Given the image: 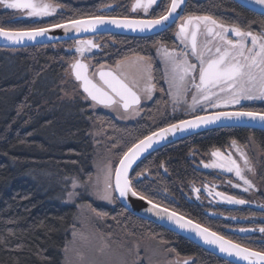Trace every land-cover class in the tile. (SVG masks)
Returning a JSON list of instances; mask_svg holds the SVG:
<instances>
[{"label":"trees","instance_id":"trees-1","mask_svg":"<svg viewBox=\"0 0 264 264\" xmlns=\"http://www.w3.org/2000/svg\"><path fill=\"white\" fill-rule=\"evenodd\" d=\"M52 1L60 3V10L65 11L55 19L47 23L35 21V25H28L25 21H31V18L25 20L14 15L23 21L18 22L10 18L14 11L0 10V27L26 29L99 15L98 8L108 3L117 4L114 14L125 16L132 0ZM168 3L169 0H162L159 6L153 7L149 16L163 14ZM225 5L232 12L256 14L232 0H187L183 12L217 11ZM171 29L155 35L162 36ZM105 35L131 40L121 41L120 44L125 47L117 50L100 45L98 56L108 51L121 58L140 53L143 44L151 37ZM77 41L80 40L18 49L0 47V264H63L65 248L79 229L89 231L91 236L103 235L117 245H126L133 239L150 238L172 254L196 257L204 262L202 264H232L158 224L131 214L114 193L113 208L89 198L84 188L90 184L96 164L108 154L116 156V164L133 143L153 131L155 126L152 120L155 117L146 114L132 124H122L114 116L91 108V101L77 87L78 95L63 98L59 85L70 73L68 66L73 57L79 55L76 52ZM68 76L77 86L78 82ZM221 131L225 134H221ZM241 132L253 133L256 140L264 145V131L259 129H210L150 153L135 166L130 175L135 177L142 173L147 168L146 162L150 163L149 172H154L151 167H156L161 159L172 161L173 157L176 165L172 172L185 170L189 166L191 147L219 145L224 135L238 137ZM98 133L107 138L104 143H96ZM168 147V153H161ZM73 179L83 184L84 191L79 188L77 194L80 196L77 195L76 202L67 204L64 200L65 191ZM132 183L136 191L157 201L156 197L160 194L145 189L141 180ZM185 183L184 180L179 181L181 187ZM164 184L169 185V182ZM169 187L172 194L180 195L172 185ZM80 204L87 205L91 214L79 209ZM173 205L180 213L203 224H210L211 220L202 212H191L188 206L181 203ZM247 245L261 249L256 243ZM134 264L141 263L136 260Z\"/></svg>","mask_w":264,"mask_h":264},{"label":"snow or ice","instance_id":"snow-or-ice-1","mask_svg":"<svg viewBox=\"0 0 264 264\" xmlns=\"http://www.w3.org/2000/svg\"><path fill=\"white\" fill-rule=\"evenodd\" d=\"M161 0H133L131 11L137 13L143 11L149 14V10L154 6H159ZM185 0H170L163 14L158 15L154 19H130L128 17H105L94 16L87 19H73L65 23L53 24L49 27H33L23 30H6L0 27V38L10 42L21 43L25 40H35L37 37L46 35L51 28H61L66 32L74 30L81 32L82 30H95L99 26L105 24L115 25L116 27L128 28L133 31L152 30L158 26L165 25V22L173 18L177 10L182 7ZM256 4L264 5V0H255ZM0 6L5 9H16L26 11L29 17H47L54 14L59 5L46 2V0H0ZM174 22V21H173ZM203 34L208 37L204 44L198 42V35ZM177 39L184 44V49L180 53H176L175 49L167 48L158 49L165 64L169 70L165 72L166 82L170 89L176 90L179 96L186 92L189 81L191 86L195 88L201 95L200 101H208L216 96L213 89H218L221 93L227 95L218 97V103L211 105L217 107L219 103L223 104H239L241 99H264V31L254 33L245 31L238 25L226 26L218 23L212 16L190 15L182 18V23L178 26L176 32ZM234 37V38H233ZM215 42L214 51L210 45ZM98 47L93 41H77L76 52L83 53L92 48ZM189 48L191 56L198 60V64L189 63ZM211 53L210 58L205 57ZM138 75L139 79H144L147 83L145 91L151 98V92L154 85L151 83L153 77L151 75L152 65L145 58H138ZM122 67L121 62H117L116 69ZM72 74L75 79L81 82L83 91L87 94L96 105L105 107H114L119 104L125 110H134L135 105L140 104V96L133 90L138 84V80L134 79L132 85L127 81L124 73L114 71L100 70L98 75L102 84L95 83L88 75V65L77 59L70 65ZM198 71L199 82L197 83L194 73ZM171 94V93H170ZM193 94V103H199ZM246 117L252 121H260L264 123V112L255 111H232V112H216L212 115L197 116L192 120H182L177 124H170L167 128L160 129L150 136L144 137L142 140L133 144L119 160V164L114 169V185L112 182L113 171L109 165L106 182L102 192L97 195L100 199L111 202L113 200V192H118L119 197H127L129 193L141 200L146 197L138 193L129 178V168L133 162L150 148L152 144L160 139H164L168 133L184 131L188 128L199 127L200 125L214 124L224 120H239ZM232 147H236V141H232ZM237 151L239 149L237 148ZM241 158L244 159L245 166H248L246 156L241 152ZM213 157L219 158L221 162L213 161L205 164V167L222 168L228 172H234L237 177L243 180L245 185L251 187V181L243 175V169L237 161L232 158L231 153L224 156L219 150L212 152ZM251 171V168H249ZM78 186L77 181L73 179L72 187ZM248 188H245L247 191ZM195 191V189H194ZM71 199L75 192H69ZM229 203L242 204L244 201L227 197ZM152 204V201H148ZM158 205L152 206L149 211L157 208ZM98 215H106V213H98ZM157 215H167L168 220L173 221L176 225L183 229L195 231L205 243L216 245L223 253L229 256L240 257L249 262V264H264V252L252 251L244 248L239 244L233 243L231 240L225 239L223 236L203 228L199 224H193L191 220H185L183 216H178L175 212L169 213L167 209L157 212ZM241 231H247L241 229ZM264 233V228L260 229ZM187 264V261H184Z\"/></svg>","mask_w":264,"mask_h":264},{"label":"flooded vegetation","instance_id":"flooded-vegetation-1","mask_svg":"<svg viewBox=\"0 0 264 264\" xmlns=\"http://www.w3.org/2000/svg\"><path fill=\"white\" fill-rule=\"evenodd\" d=\"M197 1L200 2L202 0ZM132 3L133 0L128 6L129 11H127L125 17L146 16L149 18H155L149 16V14H145L142 10L137 13L132 12ZM112 4L114 5L113 10H111L109 13H99V15L101 14L117 16L118 14H114L115 9L117 8V4ZM228 8L229 7L225 5L219 10L211 12L197 11L187 14L182 12L178 21L169 27H172L170 32L162 36H156L155 34V36L150 35V39L147 41L145 40L146 42L143 44V49L140 50V53L132 54L123 58L116 57L115 54H113L116 57L115 58L108 51L104 52L102 56H98V52H100L99 48L100 45H102L107 46L109 49H122L125 47V45L120 44V42H129L131 41L129 39L120 40L117 37L112 38L105 35L110 33H100L88 37L76 38L80 41L91 40L98 45V47L92 48L90 51L86 50L83 55L79 54L80 56H78V58H81V60L86 62V64L88 65V74L97 83L102 84L97 77V71L101 68L112 69L113 71L117 72V74H126V82H128L130 86L132 85V81L134 79L138 80L137 86H135L133 89L140 96V104L133 106L134 110H125L119 104L115 105L114 107L96 105L86 96L91 101L92 107L95 108L96 111H101L114 117H126V122L131 124L136 122V120L143 115H154L155 119H153L152 122L155 128L153 129V131L163 127V125L160 127L158 126L169 119H174L172 120L174 122L186 117L212 111L246 110L264 112V99H241L239 104L225 105L223 103H219L217 107H212L211 105L218 103V97L222 98L223 96L227 95V93L219 92L218 89H213V91L217 94L216 96L210 98L208 101H202L201 103L194 105V103H192L193 94L196 95L198 93L199 99L201 94L191 86L190 81L187 85L188 90L179 96L176 95V90L170 89L169 84L166 82L165 72L169 69L165 64L160 52H158V49H175L176 53H180L184 49V44H182L176 37L178 26L182 23L183 17H187L190 15H207L212 16L218 21V23L224 24L226 26L238 25L243 30L252 31L254 33L264 31V17L256 14L244 13L242 11L232 12L231 9ZM151 10L152 9H150L149 12ZM63 12H65L63 11V9L61 11H56V15L53 18L55 19ZM23 13L24 11H14V13L12 12L11 15L12 17H14V15L15 17H19ZM203 32L204 30L203 28H201V34L198 35L197 38L198 42L201 45L204 44L208 39V37L204 35ZM134 40L135 39H132V41ZM209 47H211L214 51L215 42H213V44ZM210 56L211 53H209L205 58L208 59L210 58ZM139 57L145 58V60L150 62L152 65L151 75L153 79L151 83L154 85V87L151 92V98L148 97L147 92L144 90L147 82L144 79H139ZM188 59L189 63H199L195 57L191 56L190 48ZM117 62L122 63V67L119 70L116 69ZM194 75L198 83V71L194 73ZM132 116H136V118ZM172 121L166 122L165 124H170L172 123ZM226 128L247 127H224L215 129L223 130ZM247 129L255 130L253 128ZM221 134L225 133L221 131ZM237 136L238 137L226 134L224 135L223 141L219 145H196L191 147L188 157L189 166L185 170L179 171V168L177 167L176 170H178L179 172H172L175 169L174 165H176V159L173 157L172 161L170 159L167 161L161 159L156 167H151L154 172H149L148 166L150 165V163L146 162L145 166L147 168H145L142 173H138V175L135 177H131L132 175H130V179L132 180V182L141 180L144 184L145 189H147L148 191H152L154 194H160L159 197H156L158 202L144 195L152 201H155L176 211L178 210L175 209L176 207L173 204L181 203L185 206H188L191 212H202L207 216L209 220H211L210 224L204 225L240 243H245L246 245L249 243H256L261 248L260 251L264 252V233L260 232V229L264 228V145L260 141L256 140L257 138L253 133L241 132ZM233 140L236 141L235 148L232 147ZM237 148L239 149V151H237ZM167 149H169V147L163 149L161 153H168ZM216 150H219L224 154V156H227L229 153H231L232 158L235 159L239 166L243 169V175L251 181V187L245 185L243 180L237 177L234 172H228L222 168L204 166L205 164L212 163L213 161L221 162L219 158L212 156V152ZM241 152L247 158V167L245 166L244 159L241 158ZM249 168H251V171H249ZM181 180L186 181L184 187H181L179 184V181ZM166 182H169V185H172L173 188L177 189L180 195L176 196L175 194H172L169 185L164 184ZM245 188H248V190L245 191ZM227 197H232L236 200H242L244 201V203H229ZM226 217H234L236 220H226ZM253 225L256 228L253 229ZM241 229H245L247 231H241ZM143 254V251L142 253L139 252L138 256L141 257L143 256ZM166 260V264H184V261H187V264L204 263L201 260H198L196 257H181L176 254H174L172 258H167ZM208 261L210 262V260Z\"/></svg>","mask_w":264,"mask_h":264},{"label":"water","instance_id":"water-1","mask_svg":"<svg viewBox=\"0 0 264 264\" xmlns=\"http://www.w3.org/2000/svg\"><path fill=\"white\" fill-rule=\"evenodd\" d=\"M232 1L236 2L237 4H239L240 6H242L243 8H245L247 10H250V11L256 13V14L264 16V5L256 4L255 0H232ZM186 2H187V0H185V3L182 5V7L177 10V13L173 15V18L170 19L169 21L165 22V25L158 26L157 28L152 29V30H145L143 32H141L139 30L133 31V30L128 29V28L116 27L115 25H111V24H105L103 26H99L95 30H88V31L82 30L81 32H75L74 30L66 32L64 29H61V28H51V30L46 35L37 37L35 40H25V41H23L21 43L10 42V41H7V40H5L3 38H0V47L1 48H7V49H18V48H24V47H27V46L52 44V43L61 42V41H67V40L76 39V38H83V37H88V36H92V35H97V34H100V33L121 34V35L136 36V37L150 36V35H154V34L160 33L162 31L168 29L170 26H172L178 20V18L181 16V14H182V12L184 10ZM169 3H170V1H169ZM112 7L113 6H110L107 11H111ZM0 8H1L2 11H9V10H11V11H23V10H16V9H5L2 6H0ZM59 9H60V7L58 8V10ZM94 16L117 17V18H124L125 17V16H113V15H101L100 14V15L79 17V18H74V19H87V18L94 17ZM26 17L32 19L31 21L29 20L30 22H35V21H45V19H47L49 16H47V17H29L26 14V11H24V13L21 16H19L20 19H24V18L26 19ZM126 17H128L130 19H154V18H149V17H146V16H144V17L126 16ZM70 20H73V19H70ZM67 21H69V20L61 21V22H58V23H65ZM53 24H57V23H53ZM53 24H48V25H43V26H38V27H49L50 28V26L53 25ZM5 29L6 30H23V29H7V28H5ZM26 29H28V28H26ZM77 59L81 60V58H77ZM81 61L86 64L85 61H83V60H81ZM100 70L113 71L112 69H109V68H101V69H99L97 71V77L98 78H99L98 73H99ZM89 77L91 79H93L90 75H89ZM93 81L95 83H97L94 79H93ZM79 86H80V89L83 91V88L81 87V82H79ZM84 94L87 96V94L85 92H84ZM195 96H196V100L200 101L199 94L197 93ZM201 102L202 101H200L199 103H201ZM192 103H193V100H192ZM195 104H198V103H195ZM232 111H246V110L212 111V112H207V113H202V114H197V115H194V116L186 117V118L174 121V122H172L170 124H177V123H179L182 120H192V119H194L197 116L212 115V114H214L216 112H232ZM170 124H167V125L159 128V129H156L154 131H151L150 133L146 134L145 136H143L142 138L137 140L135 143H137L138 141L142 140L146 136H150L154 132H159L160 129L167 128ZM224 127H247V128L259 129V130L264 131V123H262V122H260L258 120L257 121H252V120H249L246 117H243V118H240L239 120L233 119L231 121L222 119L221 121H218V122H216L214 124L200 125L199 127L188 128V129H186L184 131H177L174 134L173 133H168L164 139H160V140L154 142L150 148H148L143 153H141L140 156L136 159V161L133 162L132 166L128 170L129 178H130V174H131L132 170L135 168V166L143 158H145L150 153L156 151L157 149H159L161 147H164V146H166L168 144H171V143H173L175 141H178L180 139H183L185 137H188V136L194 135L196 133H199V132H203V131L210 130V129H215V128H224ZM135 143H133V144H135ZM120 158H119V160H120ZM119 160L117 161L116 165L119 164ZM112 182H113V185H114V172H113ZM114 194H115L117 200L120 202V204L128 212H130L131 214H133V215H135V216H137L139 218L148 220V221H150L152 223L158 224V225L162 226L163 228H165L167 230H170V231L174 232L175 234H177V235H179V236L191 241L192 243L196 244L197 246L203 248L204 250L212 253L213 255H215V256H217V257H219V258H221V259H223V260H225V261H227L229 263H232V264H249L248 261L243 260L240 257H236L234 255L233 256H229L227 253L221 252L216 245L205 243L199 236L196 235L195 231H192L190 229L180 228L173 221L168 220L167 215H157V212L162 211L163 209H167L169 213L175 212L178 216H183L185 218V220H191L193 222V224H199L203 228H208L210 231L215 232L218 235L223 236L225 239L231 240L233 243L239 244L242 247L248 248V249H250L252 251L263 252V251L254 249L252 247L246 246L244 244H241V243H239V242H237V241H235V240H233L231 238H228V237L222 235L221 233H219V232L207 227L206 225L196 221L195 219H193V218H191V217H189V216H187V215H185L183 213H180V212H178V211H176L174 209H171L169 207L161 205V204H159V203H157L155 201H152L151 199H149L147 197L145 199L141 200L138 196L134 197L130 193H129V195L127 197H124V198L119 197L118 192H114ZM149 200L152 201V204L148 203ZM153 204L154 205H158V207L153 209L152 211H149V209L152 208Z\"/></svg>","mask_w":264,"mask_h":264},{"label":"rangeland","instance_id":"rangeland-1","mask_svg":"<svg viewBox=\"0 0 264 264\" xmlns=\"http://www.w3.org/2000/svg\"><path fill=\"white\" fill-rule=\"evenodd\" d=\"M46 1L52 4H58L52 0H46ZM77 1H82V0H77ZM110 6H113L111 8V10H113L114 5L112 3H108V4L100 6L98 8V12L99 13H102V12L109 13L110 11H107V10ZM57 11H61V10H57ZM54 16L55 15L49 16L47 19H45V22L47 23L53 20ZM10 18L12 20H18L15 17H12V15H10ZM18 22H23V21L18 20ZM45 22H41V23H45ZM25 23L28 25H33V22H29V21H25ZM33 27L34 26H32L31 28ZM43 45H46V44H43ZM78 56L73 57V60L71 61L70 65L78 58ZM70 65L68 66L69 67L68 70L70 71V73L69 74L67 73V76L64 77V80L62 79L61 85H59L63 92L62 93L63 98H68V97H73L74 95H78L76 87L79 88V90H81L79 86V82L75 80L72 74ZM68 75H70L75 82H78L77 86ZM66 94L67 96H65ZM91 108L93 107L91 106ZM132 117L136 118V116H132ZM115 118L121 121L122 124H127L126 119H125L126 117L116 116ZM100 134L102 133L97 134L98 140L96 143L98 144L104 143L105 139L107 140L106 137ZM115 161H116L115 155L113 154H108L107 156L105 155L103 159L99 162V164H96L95 170H94V176L92 180L90 181V184H86V188L83 187V184L80 181L75 179L77 181L78 186L74 189L72 187L73 180H71L69 182V187H68L69 189L65 191L66 192L64 196L65 202L67 204L75 203L77 195H78L77 190L79 188L81 189L84 188V190L88 192V195L90 196L89 198H93L95 201L102 202L103 204H106L107 206L113 208L114 207L113 201L109 202L107 200L100 199L97 193L102 192L104 188L109 165L112 166V171L114 172L115 165H116ZM69 192H75V195L71 199H69V195H68ZM78 207L79 209H85L89 211L91 214V211L88 209L87 205L80 204L78 205ZM92 214L95 216V213H92ZM228 219L230 220V219H235V218L226 217V220ZM252 228L254 229L256 227L253 225ZM79 230L80 231H76L74 233V237L72 241L69 244H67L65 248V256H64L63 264H134L136 260L137 262L140 261L141 264H166L167 262L166 259L172 258L174 256V254H172L170 251L162 247L155 240L150 239V238H145L141 240L133 239V241L128 242V244L126 245L125 244L117 245L116 242H111L107 240V237L103 235H101L100 237L91 236L88 233L89 231L87 232L85 229H79ZM141 250L143 251L145 255L143 254V256L139 257L138 253L139 252L142 253ZM176 259H179V258H176Z\"/></svg>","mask_w":264,"mask_h":264}]
</instances>
